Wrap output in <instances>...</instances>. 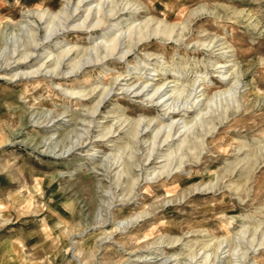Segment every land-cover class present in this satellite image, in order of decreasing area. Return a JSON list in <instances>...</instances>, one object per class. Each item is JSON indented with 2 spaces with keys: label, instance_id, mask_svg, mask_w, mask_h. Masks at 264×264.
I'll return each mask as SVG.
<instances>
[{
  "label": "rangeland",
  "instance_id": "rangeland-1",
  "mask_svg": "<svg viewBox=\"0 0 264 264\" xmlns=\"http://www.w3.org/2000/svg\"><path fill=\"white\" fill-rule=\"evenodd\" d=\"M66 1L0 0V264H264V0H109L124 51L176 27L101 62L100 30L41 44Z\"/></svg>",
  "mask_w": 264,
  "mask_h": 264
},
{
  "label": "bare ground",
  "instance_id": "bare-ground-1",
  "mask_svg": "<svg viewBox=\"0 0 264 264\" xmlns=\"http://www.w3.org/2000/svg\"><path fill=\"white\" fill-rule=\"evenodd\" d=\"M72 3V5H70ZM112 1L109 0H68L66 1V5L60 13L55 14L51 12L50 10L48 11H39V10H34L29 12L28 17H33L35 18V23H37V27L43 26V29L46 31V36L43 38V41L41 44H45L47 41H49L52 37H57L61 34H65L71 31H80L84 32L85 34H90L94 33L95 31H102V36L101 38L103 39L102 42L99 44L101 45L98 47L100 53L103 51V55H100L97 53L96 55V62H101L106 60L107 58H113L117 56V59L123 58L128 52L132 51V49L138 45L141 41H145L146 39H149L150 36H157L161 35L163 37H170V34L172 31H174V28L176 25H168L163 24L161 26V22L155 27L150 30V32H147L145 34H142L141 30L137 31L138 36L136 38H132L129 36V44H128V49L124 51L122 48H120V43L118 42V39L116 36L111 38H108V34L112 32L113 28L116 27L119 23H114L117 25L112 24V18L117 16V19L119 16L124 15V14H129V16L126 20H130L134 18L135 16V11H124L125 9H121L119 11H114V9H105L102 8L105 4H112ZM73 7V8H72ZM114 13V14H113ZM196 12H191L190 17H192ZM80 15L83 16L82 21L79 20ZM61 18V19H60ZM59 19L58 26H54V20ZM116 20V19H115ZM154 19L148 20L144 25L145 28L149 27V22H152ZM37 21V22H36ZM33 22V24H34ZM143 25V26H144ZM132 26V24H131ZM152 27V26H151ZM143 28V27H142ZM141 28V29H142ZM144 28V29H145ZM112 34V33H111ZM136 34V33H135ZM34 35V34H33ZM52 40V39H51ZM41 44L34 43V46L32 50H35L37 47H39ZM43 46V45H42ZM31 49V48H29ZM71 50V49H70ZM70 50L64 51L62 54L59 55L58 59H63L68 56L70 53ZM14 51V50H13ZM14 53V52H13ZM40 55H37V57ZM13 57V56H12ZM36 57H34L33 52H21L17 53L13 58H10V63L6 65V69L11 70V71H17L14 75L19 77V79H27V78H35V77H55L58 78L60 74H55L53 70H47V63L46 65H40L38 66L35 70L30 71L26 70L30 68V63L35 60ZM48 59V57H46ZM9 59V58H8ZM70 58L68 57L67 60ZM59 65V60L56 63L55 66ZM78 64L75 63L72 68V72H74L75 67H77ZM43 67V69H42ZM78 68V67H77ZM22 71V72H20ZM58 87V86H57ZM108 94V92H107ZM105 93L100 96V99L97 103L96 106H98L102 100L107 96ZM18 134H15L17 136ZM169 138V135L165 136L164 142L167 141ZM74 148H71L67 150L64 153L60 154H53L52 157L54 158H62L65 154H68L69 152H73ZM51 156V155H50ZM68 156V155H67ZM75 259L76 257L73 256ZM142 257L138 258V261L142 262L143 264L146 263H151L149 259L143 258L142 260H139Z\"/></svg>",
  "mask_w": 264,
  "mask_h": 264
}]
</instances>
